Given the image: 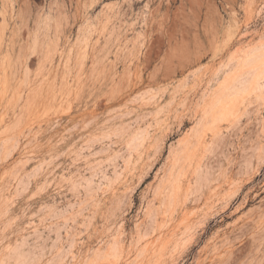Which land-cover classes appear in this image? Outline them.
Returning a JSON list of instances; mask_svg holds the SVG:
<instances>
[{"label": "rangeland", "instance_id": "1", "mask_svg": "<svg viewBox=\"0 0 264 264\" xmlns=\"http://www.w3.org/2000/svg\"><path fill=\"white\" fill-rule=\"evenodd\" d=\"M262 76L264 0H0V264H264Z\"/></svg>", "mask_w": 264, "mask_h": 264}, {"label": "snow or ice", "instance_id": "2", "mask_svg": "<svg viewBox=\"0 0 264 264\" xmlns=\"http://www.w3.org/2000/svg\"><path fill=\"white\" fill-rule=\"evenodd\" d=\"M260 83L264 85V76L261 77Z\"/></svg>", "mask_w": 264, "mask_h": 264}, {"label": "bare ground", "instance_id": "3", "mask_svg": "<svg viewBox=\"0 0 264 264\" xmlns=\"http://www.w3.org/2000/svg\"><path fill=\"white\" fill-rule=\"evenodd\" d=\"M257 60H259V59H257ZM254 61H255V60H254ZM262 68H263V67H262ZM262 68H261V69H262ZM248 71H249V70H248ZM261 71H262V70H261ZM220 111H221V110H220ZM225 111H226V110H224V112H225ZM221 112H222V111H221ZM224 112H223V113H224ZM221 115H222V114H221ZM218 116L220 117V115H218ZM216 117H217V116H216ZM221 117H223V115H222ZM214 120H216V119H214ZM217 120H218V119H217Z\"/></svg>", "mask_w": 264, "mask_h": 264}]
</instances>
